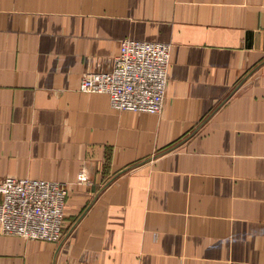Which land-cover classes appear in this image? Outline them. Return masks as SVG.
Here are the masks:
<instances>
[{
  "label": "crops",
  "instance_id": "0c3cea01",
  "mask_svg": "<svg viewBox=\"0 0 264 264\" xmlns=\"http://www.w3.org/2000/svg\"><path fill=\"white\" fill-rule=\"evenodd\" d=\"M123 38L172 44L162 112L80 91ZM0 177L69 194L0 264H264V0H0Z\"/></svg>",
  "mask_w": 264,
  "mask_h": 264
},
{
  "label": "built area",
  "instance_id": "2783aa9c",
  "mask_svg": "<svg viewBox=\"0 0 264 264\" xmlns=\"http://www.w3.org/2000/svg\"><path fill=\"white\" fill-rule=\"evenodd\" d=\"M172 44L124 38L113 66L84 75L80 91L108 95L119 111L160 113L166 98ZM78 179L88 180L83 170ZM0 228L3 234L59 242L64 236L67 191L59 181L0 177Z\"/></svg>",
  "mask_w": 264,
  "mask_h": 264
},
{
  "label": "rangeland",
  "instance_id": "374dc122",
  "mask_svg": "<svg viewBox=\"0 0 264 264\" xmlns=\"http://www.w3.org/2000/svg\"><path fill=\"white\" fill-rule=\"evenodd\" d=\"M124 39V38H123ZM142 40V39H141ZM121 42V41H120ZM161 42V41H160ZM65 189H66V191H67V195H66V202H67V199H68V196H69V194H68V188L65 186ZM65 206H66V203H65ZM64 221H65V218H64ZM63 231H65V227H63Z\"/></svg>",
  "mask_w": 264,
  "mask_h": 264
}]
</instances>
